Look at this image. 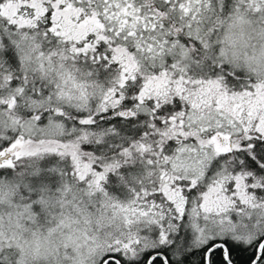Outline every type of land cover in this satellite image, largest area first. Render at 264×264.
I'll return each instance as SVG.
<instances>
[{
	"label": "snow or ice",
	"instance_id": "1",
	"mask_svg": "<svg viewBox=\"0 0 264 264\" xmlns=\"http://www.w3.org/2000/svg\"><path fill=\"white\" fill-rule=\"evenodd\" d=\"M0 264H264V0H0Z\"/></svg>",
	"mask_w": 264,
	"mask_h": 264
}]
</instances>
